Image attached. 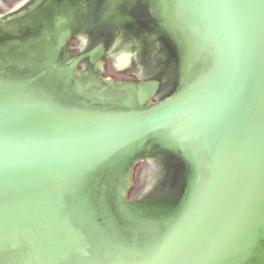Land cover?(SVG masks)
I'll return each mask as SVG.
<instances>
[{
	"label": "water",
	"instance_id": "95a60500",
	"mask_svg": "<svg viewBox=\"0 0 264 264\" xmlns=\"http://www.w3.org/2000/svg\"><path fill=\"white\" fill-rule=\"evenodd\" d=\"M205 3L0 0V264H264V0Z\"/></svg>",
	"mask_w": 264,
	"mask_h": 264
},
{
	"label": "flooded vegetation",
	"instance_id": "af4514ba",
	"mask_svg": "<svg viewBox=\"0 0 264 264\" xmlns=\"http://www.w3.org/2000/svg\"><path fill=\"white\" fill-rule=\"evenodd\" d=\"M112 19L113 18L110 19V22L108 24H110L112 22ZM113 20H115V19H113ZM109 32L112 33V29H111V31L109 30ZM102 45L101 46L97 45V47L94 46L93 48L92 47L88 48V46H83L81 49V52H80V55H81L80 57L82 59L80 58L79 60L72 61V63H70V66L74 67V65L76 66L79 63H81V67H86V66L92 67L95 63L100 62L101 61L100 59L105 56L104 45L103 46ZM130 87H132V86H129V89H130Z\"/></svg>",
	"mask_w": 264,
	"mask_h": 264
},
{
	"label": "snow or ice",
	"instance_id": "6c2138e0",
	"mask_svg": "<svg viewBox=\"0 0 264 264\" xmlns=\"http://www.w3.org/2000/svg\"><path fill=\"white\" fill-rule=\"evenodd\" d=\"M204 6L211 7V6H226V5L219 4L218 0H206V3Z\"/></svg>",
	"mask_w": 264,
	"mask_h": 264
}]
</instances>
